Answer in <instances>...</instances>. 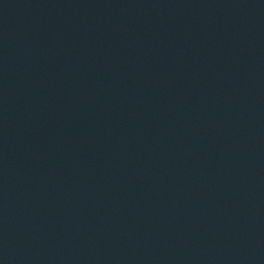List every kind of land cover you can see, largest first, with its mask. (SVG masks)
<instances>
[{
	"label": "water",
	"instance_id": "1",
	"mask_svg": "<svg viewBox=\"0 0 264 264\" xmlns=\"http://www.w3.org/2000/svg\"><path fill=\"white\" fill-rule=\"evenodd\" d=\"M0 264H264V0H0Z\"/></svg>",
	"mask_w": 264,
	"mask_h": 264
}]
</instances>
